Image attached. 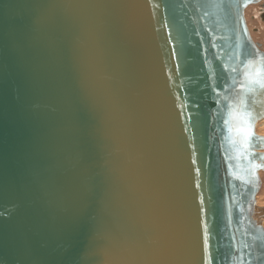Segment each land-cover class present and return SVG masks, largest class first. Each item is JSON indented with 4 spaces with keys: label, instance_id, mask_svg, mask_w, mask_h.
<instances>
[{
    "label": "water",
    "instance_id": "1",
    "mask_svg": "<svg viewBox=\"0 0 264 264\" xmlns=\"http://www.w3.org/2000/svg\"><path fill=\"white\" fill-rule=\"evenodd\" d=\"M259 0H0V264H264Z\"/></svg>",
    "mask_w": 264,
    "mask_h": 264
},
{
    "label": "flooded vegetation",
    "instance_id": "2",
    "mask_svg": "<svg viewBox=\"0 0 264 264\" xmlns=\"http://www.w3.org/2000/svg\"><path fill=\"white\" fill-rule=\"evenodd\" d=\"M246 18L254 40L264 50V0L251 4L246 9Z\"/></svg>",
    "mask_w": 264,
    "mask_h": 264
},
{
    "label": "rangeland",
    "instance_id": "3",
    "mask_svg": "<svg viewBox=\"0 0 264 264\" xmlns=\"http://www.w3.org/2000/svg\"><path fill=\"white\" fill-rule=\"evenodd\" d=\"M261 126H263V125L261 124ZM261 178H262V182L263 183H262V187H261L259 193L257 194V195H259L258 196L259 204H263L264 203V171H261Z\"/></svg>",
    "mask_w": 264,
    "mask_h": 264
},
{
    "label": "bare ground",
    "instance_id": "4",
    "mask_svg": "<svg viewBox=\"0 0 264 264\" xmlns=\"http://www.w3.org/2000/svg\"><path fill=\"white\" fill-rule=\"evenodd\" d=\"M261 124H262L263 126H261ZM257 132H258L259 134H264V117L261 118V119L258 121V123H257ZM258 196H259V195H257V200H258L257 203L259 204ZM259 205L264 206V203H263V204H259Z\"/></svg>",
    "mask_w": 264,
    "mask_h": 264
},
{
    "label": "snow or ice",
    "instance_id": "5",
    "mask_svg": "<svg viewBox=\"0 0 264 264\" xmlns=\"http://www.w3.org/2000/svg\"><path fill=\"white\" fill-rule=\"evenodd\" d=\"M247 264H253V261H252V258H251V255L249 254V259L247 261Z\"/></svg>",
    "mask_w": 264,
    "mask_h": 264
}]
</instances>
